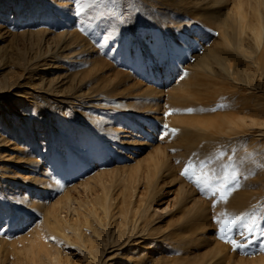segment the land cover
Wrapping results in <instances>:
<instances>
[{
    "label": "rangeland",
    "instance_id": "obj_1",
    "mask_svg": "<svg viewBox=\"0 0 264 264\" xmlns=\"http://www.w3.org/2000/svg\"><path fill=\"white\" fill-rule=\"evenodd\" d=\"M20 1L0 0V264H129L137 245L264 264V135L210 133L237 103L264 122V0Z\"/></svg>",
    "mask_w": 264,
    "mask_h": 264
},
{
    "label": "bare ground",
    "instance_id": "obj_2",
    "mask_svg": "<svg viewBox=\"0 0 264 264\" xmlns=\"http://www.w3.org/2000/svg\"><path fill=\"white\" fill-rule=\"evenodd\" d=\"M24 1L23 2L25 3V5L22 3V1H20V4L18 2L17 7H16V9H18L17 10L18 12L20 10L22 12L23 11L26 12L25 10L28 9L29 6L37 5L39 2L40 3L35 8V10H37V11H35L34 9H28L27 13H36L37 14L39 10L43 9L42 6H44V9H49L51 6H56L59 10H64L66 12L69 11V9H66V7H65L66 4H64L62 2V0H24ZM37 1H38V3H37ZM23 6H27V7H25L26 9L23 8ZM18 12H17V14H18ZM253 34L258 36L259 33L253 32ZM252 65L253 64H250V66H252ZM23 101H25V100H23ZM230 103H231V101H229L227 103V105L222 106V108H227L228 106H230ZM74 105H75V103H74ZM228 115H229L227 117L228 119H223V118L218 119V122H219L218 125L215 128L211 129V131H210V133H212V135H217V136L221 137L222 135L227 134V132H225V130L228 129L229 124L231 126H235L233 128V131H235L236 133H241L244 135L246 134V135L251 136L254 133L253 129H256L255 132H257L258 137L264 135V122L258 121V119L261 118V116H262L261 111L251 109V107L247 103H245L242 107H239V104L237 103L235 105L234 109ZM246 116L249 118H252L250 123H247L245 121ZM15 144H16V146H18L17 143H15ZM0 155H2L1 151H0ZM257 159H255V161ZM30 162L33 163V161H30ZM246 165H247V163H246ZM247 166H249L247 168V173L249 174L251 172V170L253 172L254 166L252 167L253 169L251 168V166H252L251 163L248 164ZM243 173H244V170H243ZM26 174L23 177V179L26 180L25 185H27L29 187H33V188H31V190H33L35 192H39V190L41 191L42 187L47 186V184H48L47 178L53 177L51 173L42 170V168L41 169L38 168V171L36 170V172H32V175H30V176H26ZM7 175H9L8 172H7V174H3V176H5V177H7ZM248 176H251V175H248ZM263 181H264V179H263ZM263 181L262 180L261 181L252 180L251 182H254V183H257L260 185ZM0 200H2L1 196H0ZM256 200H258V199H256ZM242 201L243 200H241V202L239 203L240 206H242ZM2 209L3 208L1 206V211H2ZM239 210H241V209H239ZM248 212L249 211L245 212V214H247ZM248 214H247V216H245V218L242 221L247 220L248 224H250L252 222V218L250 216H248ZM239 226L243 227L246 225L239 223ZM261 226L264 227L263 222L257 223L255 229L251 232V234L252 235L255 234L254 231ZM226 233H229V232L227 231ZM32 239L35 241H40V240H38L37 237H33ZM258 239L260 240V238H258ZM0 242H2V241H0ZM145 253H146V249L144 247L142 248L141 245H137L136 248H133L131 250V252H129V256H128L129 264H170L166 259L158 260L157 262H153V263H148L149 261H147L148 258H147V256H145L146 255ZM237 256H239V255L234 254L231 256V259L236 258L238 260ZM231 259L228 261H231ZM241 263H243V262H241Z\"/></svg>",
    "mask_w": 264,
    "mask_h": 264
},
{
    "label": "snow or ice",
    "instance_id": "obj_3",
    "mask_svg": "<svg viewBox=\"0 0 264 264\" xmlns=\"http://www.w3.org/2000/svg\"><path fill=\"white\" fill-rule=\"evenodd\" d=\"M168 126L167 125H163L162 128L166 129ZM173 132H175L176 130L173 129L172 130ZM189 167H191V165L189 166H186L181 175L185 176V177H188L189 179H191V176H189ZM227 199L228 197L227 196H223L221 197V201H223L224 203H227ZM220 201H215L213 206L215 207V204L216 203H219ZM214 221L216 223H219L220 224V228H219V238L221 240H224L226 243H229L233 246L234 249H237V248H240V247H243V245H241L240 243H238V241L235 239V237H232V238H228L226 236V232L229 230V228H235V221H233V223L226 227L225 224H223L222 222H220L219 220H217L215 217H214Z\"/></svg>",
    "mask_w": 264,
    "mask_h": 264
}]
</instances>
